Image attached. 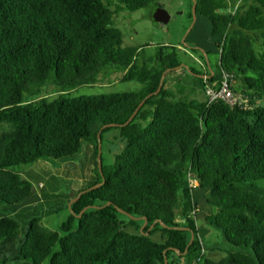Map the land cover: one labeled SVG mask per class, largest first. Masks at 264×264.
Returning a JSON list of instances; mask_svg holds the SVG:
<instances>
[{
    "label": "trees",
    "instance_id": "1",
    "mask_svg": "<svg viewBox=\"0 0 264 264\" xmlns=\"http://www.w3.org/2000/svg\"><path fill=\"white\" fill-rule=\"evenodd\" d=\"M195 2L197 16L210 24L209 40L191 41L193 27L189 46H160L147 56L143 48L123 46L114 19L123 11L160 7V0H0V209L6 212L0 216V264H42L48 257L50 264H166L165 258L169 264L183 258L187 264H264V188L257 185L264 180V106L256 103L264 97V0ZM188 50L210 69L188 70L199 89L203 77L194 73L215 81L225 69L251 108L223 101L207 106L205 99L185 95L184 87L182 96L167 88L170 74L186 70L182 55ZM212 55L218 58L214 66ZM112 69L141 89L70 95ZM167 69L160 93L146 98ZM51 86L53 98L44 95ZM111 131L125 146L112 163L102 155V175L98 133L103 145ZM83 140L93 146L96 179L71 199L104 178L103 184L84 192L57 230L33 216L21 236L19 221L7 212L39 200L23 177L24 166L73 159ZM189 175L197 187H190ZM115 206L148 224L141 230L144 220ZM200 208L241 251L218 261L208 257L197 224ZM156 220L165 226L149 230ZM177 227L191 228L194 241L189 244L191 233Z\"/></svg>",
    "mask_w": 264,
    "mask_h": 264
},
{
    "label": "rangeland",
    "instance_id": "2",
    "mask_svg": "<svg viewBox=\"0 0 264 264\" xmlns=\"http://www.w3.org/2000/svg\"><path fill=\"white\" fill-rule=\"evenodd\" d=\"M160 7L169 17L168 23H159L154 20L157 7L150 6L134 12L123 11L116 15V26L123 33V46L143 48L147 56L154 55L160 46H179L182 43L193 19L190 13V0H160ZM210 24L202 16H197L194 29L190 33L191 41L203 39L209 40ZM180 49L184 50L182 47ZM183 52V51H182ZM183 64L194 67L199 72H206L205 61L199 55L193 54L190 50L182 55ZM218 61L217 56H211V64L214 66ZM107 76L99 83L94 85H83L70 92L72 97L81 95H99L113 92L134 91L141 89L142 84L137 81H123V71L121 69H112L107 72ZM173 80L179 81L177 87H172L175 94L180 95L179 89L184 87L185 95L197 99L204 98V91L198 87L197 78L187 69H179L170 74L167 78V88ZM238 81H235L237 85ZM190 86V87H189ZM187 87V88H186ZM54 87H47L44 95L53 98L55 94ZM257 104L264 106V97L258 98ZM125 146V143L119 137L117 131H111L106 135V141L102 145V155L105 163H112L114 156L119 154ZM93 146L88 141L83 140L82 147L78 155L73 159L64 161H43L40 160L34 164L24 166L23 177L33 183L35 191L39 195V200L35 203H28L16 210L10 209L7 212L13 215L21 225V236H25L27 224L33 216H41L42 223L52 229L58 227L68 218L71 210L68 207L71 200V193L90 186L96 179L95 168L96 159L93 156ZM99 171V170H98ZM40 182L44 186L39 188ZM257 185L264 188V180L257 182ZM41 197V199H40ZM203 202V201H202ZM4 209H0V216L6 214ZM206 209L200 208L197 217L198 230L204 239L206 253L209 258L218 261L228 252L241 251L240 248L228 244L222 232L212 226L206 220ZM178 223H184L178 218ZM77 222L75 223V227ZM128 231H135L133 227L127 228ZM159 233L155 239L159 240ZM42 264H50V257L46 258ZM176 264H187L186 259H179Z\"/></svg>",
    "mask_w": 264,
    "mask_h": 264
},
{
    "label": "water",
    "instance_id": "3",
    "mask_svg": "<svg viewBox=\"0 0 264 264\" xmlns=\"http://www.w3.org/2000/svg\"><path fill=\"white\" fill-rule=\"evenodd\" d=\"M192 14H193V22H192L191 26L189 27V29H188V31H187V33H186V35H185V37L183 38V41H182V43H183L185 46H189V44L186 42V38H187V36L189 35V33L191 32V30L193 29V27L195 26V23H196V20H197L196 2H195V0H193V13H192ZM154 20H155L156 22L166 24V23H168V21H169V17H168V15H167V13H166L161 7H157V11H156V13H155ZM199 48H200L201 51L204 52V49H203V48H201V47H199ZM204 57H205V59H206L207 64L209 65V64H210V63H209V59H208V57L206 56V54H205ZM182 66H184L187 70H190V67L187 66L186 64H182ZM179 67H180V66L176 67L175 69H178ZM168 71H170V69H167L166 72L163 73V75H162V77H161V80H160V84H159L158 89H157L154 93L149 94L146 98H149V97L152 96V95H158V94L160 93V91H161V89H162V87H163V83H164V79H165L166 73H167ZM193 73H194V72H193ZM194 74H195L196 76H198V77H201V78L204 76V75H200V74H196V73H194ZM145 100H146V99H144L143 101H141V103L139 104V106L137 107V109L134 111V113L132 114V116L129 118V120H128L124 125H127V124H129V123L132 121V119H133V118L136 116V114L138 113L139 109L143 106ZM112 125L115 126L116 124H110L109 126H112ZM97 161H98L99 171H100V173L103 175V173H102V137H101V132L98 133V155H97ZM103 182H104V178H103V181H102L101 183H98L97 185H94V186H92L91 188H89V189H87V190L95 189V188H97V187H100V186L103 184ZM87 190H84V191L80 192V193L77 195L76 198L71 199L70 202H69V206H68V207L70 208V207L72 206V204H73L75 201H77L78 198H79L84 192H86ZM74 195H75L74 192H72V193H71V197H73ZM115 207L118 209V211H119L120 213H122V214H124V215L130 217L131 219H134V220L142 219V220H144V223H143V225L141 226V230H143V229L146 227V225L148 224V220H147L146 217H136V216H133V215L130 214L129 212H127V211H125V210H123V209H121V208H119V207H117V206H115ZM87 209H88V207H86L85 209H83V210L81 211V213H80L78 216L80 217V216L85 212V210H87ZM156 223H160L162 226H165V224H162L161 221L156 220V221H154L153 224L150 226L149 230L152 229V228L156 225ZM177 228H179V229H183V230H188V231L191 233V240H190V243H189V244H191V243L194 241V239H195V233H194V231H193L191 228H189V227H177ZM148 233H149V231H148V232H145L146 235H147ZM177 251H178V250H177ZM186 252H187V250L184 252V254H185ZM178 254H180L179 251H178ZM165 262H166V264H169L167 258H165Z\"/></svg>",
    "mask_w": 264,
    "mask_h": 264
},
{
    "label": "built area",
    "instance_id": "4",
    "mask_svg": "<svg viewBox=\"0 0 264 264\" xmlns=\"http://www.w3.org/2000/svg\"><path fill=\"white\" fill-rule=\"evenodd\" d=\"M239 4L240 1L236 3L235 7H230L228 11L234 14ZM233 79L234 76L232 75V73L225 69L221 70L219 79L215 81H211V77L207 74L203 76L204 99L206 101L207 106H210L215 102L223 101L230 107H240L242 109L251 108V104L248 97L236 92L233 89ZM189 185L192 188L198 186V180L192 175H189Z\"/></svg>",
    "mask_w": 264,
    "mask_h": 264
},
{
    "label": "crops",
    "instance_id": "5",
    "mask_svg": "<svg viewBox=\"0 0 264 264\" xmlns=\"http://www.w3.org/2000/svg\"><path fill=\"white\" fill-rule=\"evenodd\" d=\"M207 69H209V66H206ZM210 70V69H209ZM177 80H173L171 82V85L169 86V88L172 90V87H177L176 84H177ZM193 87H198L197 85H192ZM190 87V86H189ZM187 88V87H186ZM173 91V90H172ZM204 96V95H203ZM200 100H204V98H200Z\"/></svg>",
    "mask_w": 264,
    "mask_h": 264
}]
</instances>
